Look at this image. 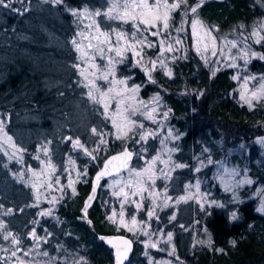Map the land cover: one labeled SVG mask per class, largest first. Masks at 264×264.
I'll return each mask as SVG.
<instances>
[{
    "label": "trees",
    "instance_id": "obj_1",
    "mask_svg": "<svg viewBox=\"0 0 264 264\" xmlns=\"http://www.w3.org/2000/svg\"><path fill=\"white\" fill-rule=\"evenodd\" d=\"M10 2L11 8L0 6V119L4 121L0 131V221L20 241V258L31 264H65L57 261L65 252L78 255L81 264H113L114 252L102 237L124 234L135 242L129 264H159L162 235L173 231L174 258L178 257L181 264H264V213L257 211L264 195V151L256 146V140L264 136V99L253 100L249 108L240 94L242 78L249 74L264 76V60L253 57L240 70L211 60L206 64L190 47L191 37L183 22L190 13L181 5L172 12L170 27L166 32L161 30L160 37L145 33L156 47L144 48L142 63L151 70L148 61H157L151 71L155 84L148 82L139 66L133 67L137 58L131 51L126 53L125 64L117 66L119 78L131 77L129 87L141 85L140 100L148 102L159 93L162 101L155 123L137 114L133 119L137 125L143 124V129L137 127L127 137L117 139L112 124L115 102L106 118L102 105L87 96V81L73 65L87 66L77 59L79 54L71 40L81 39L78 33L82 31L89 35L87 25L93 18L102 28L131 32V25L103 16L89 17L90 12L106 11L108 0ZM196 3L188 0V6ZM69 9L81 14L75 16ZM196 16L223 35H232L237 29L248 30L264 22V0H205ZM181 26L183 31L178 32ZM160 39H165V49L171 43L174 50L161 55ZM177 39L180 44L175 43ZM254 51L264 54V41L254 45ZM160 60L166 67H160ZM95 62L103 65L99 59ZM168 70L171 77L166 75ZM235 76L239 79H233ZM98 83L107 88L106 82ZM169 110L168 118L163 119L160 113ZM169 129L179 139L168 137ZM141 132L155 135L134 143ZM101 139L107 143L101 144ZM76 140L82 147L73 143ZM125 148L133 153L130 168L136 171L153 162L154 157L164 160L165 166H160L171 172L164 175L163 168L155 184L163 197L174 199L186 193V180L193 183L201 179L208 193L213 192L211 197L226 207L205 206L202 213L193 209L183 220L178 216L181 208L149 207L139 199L114 195L111 178L106 177L101 179L84 218L83 209L97 173L105 161ZM223 166L237 168L252 183L240 185L233 193L223 190L214 176ZM128 173L126 170L124 175ZM163 176L175 177L176 181L167 182ZM136 204L141 207L137 209ZM122 210L124 221L135 216L147 226L144 236L149 245L144 250L141 238L120 226ZM149 211L154 212L152 217ZM233 211L239 217L234 221L229 219ZM44 212L51 214L42 215ZM113 214L116 223L108 219ZM203 224L207 232L200 228ZM33 231L39 238L38 246L37 239L30 235ZM194 233L204 243L193 242ZM29 249L46 251L49 256H39L35 263V258L24 255L23 251Z\"/></svg>",
    "mask_w": 264,
    "mask_h": 264
},
{
    "label": "snow or ice",
    "instance_id": "obj_2",
    "mask_svg": "<svg viewBox=\"0 0 264 264\" xmlns=\"http://www.w3.org/2000/svg\"><path fill=\"white\" fill-rule=\"evenodd\" d=\"M52 3L60 4L63 2V0H51ZM109 7L106 11L103 13L99 10H96L95 12L88 13L89 17H100L103 16L108 21H114L118 20L122 24H130L131 25V32L122 30L121 28H115V27H107L102 28L101 23L95 20L94 18L91 20V23L87 25V29L89 31V35L85 36L83 31L81 33H78V36L81 37V39L73 38L71 40V43L74 45L75 50L79 54L77 59L79 61L84 62V64L87 67H81V64L77 63L74 64L73 67L76 68L79 72V75L83 77L84 81H87L84 86L88 88L87 96L96 104H100L103 107V114L106 118H108V113L110 110V107L113 102H115V112L112 114V124L116 129V138L117 139H123L129 135V133H132L135 128L139 127L140 129H143L144 125L139 124L137 125L136 120L133 119L134 116L137 114L145 116L148 120L156 122V116L158 113V109L161 106V97L159 93H156L153 95V97L150 98L148 102H145L143 100H140L138 98V93L140 91L141 85L139 84H133L131 87H129L128 81L131 79V77H122L119 78L117 76V66L125 64V61L127 59L126 53L131 51L132 55L135 59V63L133 64V67L139 66L144 73L147 76L148 82L155 84L156 81L153 79L151 71L155 70L157 61L150 60L148 61L149 64H151L152 68L151 70L148 67H145L144 63H142L143 56L142 53L144 51V48H153L156 47V44L153 42H149L148 36L145 35V33H150L153 37H160L161 36V30L167 31L170 27V22L172 19V12L176 11L181 7V5H185L188 8V11H190L193 16L197 14V11L201 6L205 3V0H197V3L192 6H188V0H172L170 3L169 0H108ZM0 6H3L5 8H11V2L8 0H0ZM14 11H18L16 9H13ZM26 10V9H25ZM73 15L79 16L81 13L76 9H69ZM87 11V10H85ZM197 25L202 26V22L198 19H193L191 21V26L193 29V34L195 35V31L197 28ZM143 26V27H142ZM243 27V25H241ZM152 29H156L155 31H152ZM264 30V22H261L258 29H255L252 33L253 36L258 37L256 39V43H261V41H264V35H260V32ZM177 31H183V27L178 28ZM210 35V32L208 33ZM213 40L215 38L213 37ZM165 39H160L159 44L161 48V55H163V52L166 50L168 52H172L174 50L173 44L168 43L167 47L165 49ZM176 44H180L181 41L177 39L175 41ZM227 43L231 44L233 48L237 47V44L235 41H228ZM247 47V45H246ZM207 50V49H206ZM221 52H223V49H220ZM197 52H200V49L197 48ZM212 54H216V49L213 48ZM241 56L245 60V64L249 62V59L251 57H257L261 60H264V54L257 53V52H251L241 50ZM202 59L205 60V63H208V60L206 57L202 56ZM99 59L103 62V65L97 64L95 61ZM232 60H235V57H231ZM160 67L164 68L166 65L164 64L163 60L159 61ZM228 67H236L235 63H230L227 65ZM95 69V71H91L89 73L88 69ZM166 75L169 77L172 76L171 70H168ZM212 75L215 76V71L212 72ZM233 79H239L238 76L233 77ZM257 78L254 76H249L244 78V86L246 87L249 80H256ZM260 83L259 86L251 92V98H246L245 93L241 92V99L245 101V103L248 104L249 108L253 107V100L258 99H264V76L260 77ZM98 81H104L107 84V88H103ZM98 94V95H97ZM169 111L160 113V115L163 117V119H167L169 116ZM117 117L120 118L121 122H117ZM4 127V121L0 119V131H3ZM92 131L96 133V129L93 128ZM155 134L152 132H141L139 134V140H135L134 143H141L143 141H146L148 137L154 136ZM5 136L7 134L5 133ZM168 137L172 139H179V136H172V131L169 129ZM166 137L165 139H167ZM11 137H7V141L11 142ZM71 140V138H67ZM165 141L162 140L161 143L163 144ZM76 146L82 147L80 145V142L78 140L73 142ZM101 144H106L107 142L103 139L100 141ZM258 143L264 144V138H260L258 140ZM13 148L16 146L13 144ZM99 147V146H98ZM173 149L172 151H174ZM18 151H23L21 149H18ZM142 151H147V149H142ZM85 152L87 155L91 156L92 159H96L95 156L92 155V152H88L87 149H85ZM133 156V153L128 151L127 148H125L124 152L121 154H118L116 156H112L109 160L105 161L104 169L101 170L96 175V182L98 183L99 180L104 176H112L113 172L119 176L122 169L128 168L129 171V179L125 182L122 179H114L113 185H120L121 191L119 193H114V195H123L124 199H128V192L124 191V188H128L129 191L133 196H135L137 193H141V199H143L142 193L146 191L143 187L145 181L144 176L147 175L148 180H152L153 177L149 173L151 172V163L149 162V167L145 168L141 171H136L135 169H131L128 167V162L131 160ZM11 158V157H10ZM159 157H154L153 162L157 160ZM38 159V157H37ZM113 161H120L119 165H113ZM112 165V171L109 170V166ZM179 167H184V165H179ZM53 171H55V168H52ZM199 171V169H197ZM165 179L168 177L165 176ZM56 183H59V180H56ZM240 183L244 184H251V180H244ZM72 184L70 182L69 187H71ZM49 188L52 187L51 184L48 185ZM197 188H199V182H197L196 185ZM75 189L73 188V192ZM93 191H95V186ZM225 191H232V188L229 187L227 184H225ZM149 195L152 196L153 193L149 192ZM158 195V194H156ZM93 197H89V200H91ZM39 199V197H37ZM170 199V198H169ZM180 199H185L184 197H181ZM233 200H236L235 193L233 194ZM132 203H136L135 201H131ZM201 209H204V204L201 203ZM218 207V208H224L226 205L217 203L216 201H211L209 203V207ZM88 205L86 204L83 211L87 212ZM137 209L141 207L140 204H136ZM257 211L264 213V200H262L260 207L257 209ZM50 212H44L42 215H50ZM113 216H109L108 219L112 221L113 223H116ZM154 215L153 211L148 212V216L152 217ZM174 218V217H173ZM238 214L237 212L233 211L230 213L229 219L234 221L237 220ZM137 221L135 216L132 217V225L133 227H128L127 224L124 223V212L123 210L120 213V226L128 227L129 231H133L134 227L136 225ZM3 227V224H0V228ZM207 232V229H205ZM30 235L33 236L34 239H37V246L39 244V238L35 237V232L33 231L30 233ZM48 235H51V233H48ZM145 235L147 233L145 232ZM9 237H11V243L13 245H19L20 241L12 234L8 233L3 238L5 240H8ZM172 234L168 233V239L171 241ZM103 239V238H102ZM118 243L113 244V240L109 239L108 243L113 244V246L116 248V264H123V260L126 259L127 253L131 251V241L125 240L122 237L117 238ZM200 243H204V241H200ZM208 243H211V234H209V241ZM233 245L236 244L235 240L230 241ZM123 246V250L122 247ZM151 247H156V244H151ZM0 251H7V249H0ZM22 251L19 247H16L15 250L11 252L12 257L17 256V252ZM33 249H29L28 252L24 253L25 256L31 254ZM173 249V254H174ZM217 251L223 252V249H217ZM40 255H43L45 257L49 256L48 252H42L39 253ZM2 259V257H0ZM177 259H179L177 257ZM82 260V258H81ZM18 264H31V261H25L22 258H18ZM75 264H81L80 260L75 261ZM167 264H170V262H167Z\"/></svg>",
    "mask_w": 264,
    "mask_h": 264
},
{
    "label": "rangeland",
    "instance_id": "obj_3",
    "mask_svg": "<svg viewBox=\"0 0 264 264\" xmlns=\"http://www.w3.org/2000/svg\"><path fill=\"white\" fill-rule=\"evenodd\" d=\"M150 2H151V0H150ZM189 13L190 14L188 15L187 18H185L183 20V22L186 23L189 35L191 37L190 47L192 50L197 52V48H199L200 52L199 53L197 52V54L199 56L202 55V56L206 57L208 61L211 60L212 63H214L216 65H225V64L235 63L236 67L239 70H240V67L245 68L247 66V64L249 62L247 64H245V60L241 56V50L248 51L249 53L255 52L254 51V45L258 44V43H256V39L258 37L253 36L252 33L255 29L259 28L261 23H259V22L256 23L255 26L249 28L248 30H246L244 28L243 29H237L236 32L232 33V35L231 34L223 35L222 33H220L217 30L216 27L208 25L203 20H201L199 17H197L196 15L193 16V14L190 11H189ZM189 17H190V19H189ZM193 19H198L199 21L202 22V26L197 25L195 35L193 34V29L191 26V21ZM209 32H210V35H208ZM260 35H264V30H262L260 32ZM213 37L215 38V40H213ZM228 41H235L237 44V47L233 48L231 46V44L227 43ZM246 45H247V47H246ZM213 48L216 49L215 55L212 54ZM220 49H223V52H221ZM231 57H235V60H232ZM251 58H253V57H251ZM251 58L249 59V61L251 60ZM249 76H254L257 79L256 80H249L247 86L245 87L244 86V78L249 77ZM249 76H245L244 78H242V83L240 85V87H241L240 91L241 92L243 91L245 93L246 98H251V92L254 91L259 86V83H260V79H259L260 76H257V75L255 76V75H250V74H249ZM241 92H240V94H241ZM117 122L118 123L121 122L119 117H117ZM260 138H264V136H262ZM259 139L256 140V146H259V148L262 149V151H264V144L258 143ZM174 140H176V139H174ZM166 151L170 153L171 148H168V150H166ZM123 152H124V150L115 154L114 156L121 154ZM132 160H133V156H132L131 160L128 162L129 168L131 167ZM119 163H120V161H113V165H119ZM160 164H162L161 166H165L163 159L161 161H159L157 159L151 163V172L149 174L152 175V177H153L152 180H148L147 175H145L143 178L145 181L143 187L145 189H147L146 191H144L142 193L143 199H141V193H137L135 196H133L128 188H124V191L129 193L128 199H132V200L134 198L139 199L141 201H144V203L146 202L147 204H149V207L151 205H152V207H154L157 204V206H159L161 209L173 208L174 211H177L181 208L180 211L178 212V216L180 219H183V220H186L191 216V212L193 211V209H195L197 211V213H199V212L202 213L203 210L201 209V206H200L201 203H203L204 207H205V206H209V203L214 200L211 197L213 192L210 191L211 194L208 193L207 187L205 186V182L201 179H198L197 181H194L193 183L189 182V180H186V182H185L186 193L180 194L179 196L175 197L174 199H172V198L169 199V198L163 197L164 194L162 193V195H161V192L155 188L157 178L162 175L163 168H165V167H161ZM148 167H149V164L147 166H145L143 169L148 168ZM204 167H206V166H204ZM103 169H104V167L101 170H103ZM109 170L112 171V165L109 166ZM126 170H128V168L122 169L119 176H117V174L115 172H113L112 176H104L101 179L106 178V177H110L111 178L110 185H111L112 189L116 193H119L121 191V186L120 185L112 186L113 180L114 179H122L123 181L126 182L129 179V173L124 175ZM138 171H141V170H138ZM168 172H171V171L169 169L165 168L164 175ZM216 172H217L216 175H218L219 177L216 175H214V176H215V179L218 181L219 185L221 186V188L223 190H225V184H227L229 187L232 188V191H227V192H231V193L236 192L237 187H239L240 185H242V186L245 185L244 183H240L241 181L245 180V177L241 176V174L239 173V170L237 168H229V167L223 166L221 169H219V168L216 169ZM164 177L165 176H163L162 179ZM101 179L99 180L98 183L95 181V191H93L91 194V197H93V198L91 200H88V203H87L88 207L91 205V203L95 197L96 190H97V187H98ZM166 181L167 182L168 181L175 182L176 179H175V177H170V178L168 177L166 179ZM197 182H199V188L196 187ZM149 192L153 193V195L150 196ZM156 194H158V195H156ZM181 197H184L185 199H180ZM262 200H264V195L262 197ZM158 202H159V204H158ZM217 203H220V202H217ZM260 205L261 204H259V207H260ZM88 207H87V209H88ZM132 217H130L124 221V223L127 224L128 227H133ZM84 218H87V212L86 213L84 212ZM136 221H137V223H136L133 231H129L128 227H125V229L127 231H129L131 234H134L137 238H141V241H142L141 248H142V250H144L149 245V242L146 240V237L144 236V234L147 230V226H144L143 224L141 225V222L137 218H136ZM0 224H3V227L0 228V249H7V251H0V257H2V259H0V264H18V258H20L19 252H17L16 257L11 256V252L13 250H15V248L18 246L13 245L11 243V237H9L8 240H5L3 238L5 235H7L9 233V231L6 229V226H5L3 221H0ZM173 224H174V222H173ZM181 224L182 223H180V225ZM176 227L178 228V226H176ZM173 228H174V226H173ZM200 228L202 229V231H204L205 230L204 224ZM168 233L172 234L171 241H169V239H168ZM168 233L162 235V245L160 248L162 250V253H161L162 255H161V260H160L159 264H167V262H170V264H181L180 261H178L177 259L174 258L176 249H175V245H174L173 240H174L175 235H174L173 231L168 232ZM205 234L207 235L206 232H205ZM195 236H196V238L193 239L192 241L193 242L196 241L197 243L202 244V243H200V241H203L202 238H200L196 234H195ZM102 238H103L102 240L108 244V240L110 239V236H104ZM4 246H6V248H4ZM173 249L175 250L174 254H173ZM23 252L26 253V252H28V250L23 251ZM39 253H41V252L33 249L31 254H29V256H31V258H35V260H36L33 262H35V263L39 262V260H40L39 256H43V255H40ZM67 254L68 253L64 252L62 254V256L57 261H61L62 263H65V264H75V261H77V260L81 261V258L78 255H75L74 253L70 254V255H67ZM52 264H56V261H54Z\"/></svg>",
    "mask_w": 264,
    "mask_h": 264
},
{
    "label": "water",
    "instance_id": "obj_4",
    "mask_svg": "<svg viewBox=\"0 0 264 264\" xmlns=\"http://www.w3.org/2000/svg\"><path fill=\"white\" fill-rule=\"evenodd\" d=\"M123 238V239H125V240H129V241H131L132 243H131V251H129L128 253H127V257H126V259H124L123 260V264H129V262H130V260L132 259V257H133V254H134V251H135V242H134V240L130 237V236H128V235H124V234H118V235H113V236H110V239H112L113 240V244H115V243H118L119 241H118V239L117 238ZM113 244H110V243H108V246L113 250V252H114V262H113V264H116V248L113 246ZM122 247V250H123V246H121Z\"/></svg>",
    "mask_w": 264,
    "mask_h": 264
}]
</instances>
